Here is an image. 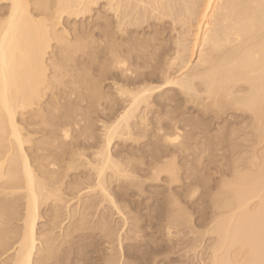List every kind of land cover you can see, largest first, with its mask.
Returning <instances> with one entry per match:
<instances>
[{
    "label": "bare ground",
    "instance_id": "6f19581e",
    "mask_svg": "<svg viewBox=\"0 0 264 264\" xmlns=\"http://www.w3.org/2000/svg\"><path fill=\"white\" fill-rule=\"evenodd\" d=\"M1 1L9 2L10 6L9 9L7 8L6 19H0V256L13 250V253L3 264H53L54 262L58 263L61 257L58 253L61 244L56 245L57 241L52 232L55 231V227H60L58 225L60 224L59 219V222L57 221L56 208L64 200L60 190L63 178L61 179L60 175L56 174L59 172L55 170V173L54 169L48 170L49 174L45 170L48 164L44 168L42 163L38 164L37 169L41 175L36 174V169H33L34 167L29 160L30 157L27 156L24 149L26 144H31V138H29L31 135L26 134L27 136H25L23 134L25 121L18 122L16 115L20 113L23 116L26 109L33 106L41 96L45 95L43 92L45 93L46 89H49L47 88L49 87L48 83L59 82L60 73L58 70L61 71L63 67L58 65L62 64L61 62H70L75 52L85 48L84 40L69 44L66 39L68 31L63 29L64 32H61L62 30L57 29L56 26H58L62 14L78 17L87 13L91 5L102 1L107 9L113 11L116 18L118 17L116 29L122 34L128 26L139 28V25L147 22L145 19L153 15L154 12L162 18L163 16L186 18L187 25L189 24L186 31L188 37L184 35V39L180 37L181 39L176 42L175 51L169 54L168 59L166 58V67L153 69L148 75L143 71H138L137 68L131 69L126 57H122L123 54L113 53V50H111L113 52L108 51L111 56L110 58L109 56L108 58L105 57L106 63L99 59L101 64L99 69L97 68L98 77L96 80H98L96 82L106 80L107 77L110 78L109 76H113L115 73L119 74L120 80L122 79V84L116 85L119 101H116L114 106L108 109L107 114L103 113V109L100 110L103 116L107 115L109 122L101 125L100 144L96 146L95 143L96 145L93 146L96 151L92 153L93 156L91 155L92 160L88 162L84 160L85 163L87 162L88 168L90 166V170L94 172V176L91 175L93 178L88 177L90 181L85 183L87 187L84 186V189L89 191L88 194L97 192L104 204L108 203L116 211L119 210L108 191V183L113 179L115 182L122 179L130 180L131 177V171L125 169L127 166L124 168V163L112 156V144L117 138L123 140V137H126L130 140L133 131L136 129L139 130V133L147 131L148 123L145 124V119H147L145 118V114H147L145 109L148 110L151 104L149 99L152 100L151 98L157 95L161 97L164 93L172 91V93L184 95L185 100L187 97L186 104L187 102L190 104L193 102V105L195 103L196 106L202 104L201 106L205 110L212 107L222 110L226 105H231L235 109L234 111L247 114L252 119L254 122L253 131L258 138L264 137V0H29V3L23 0ZM30 3L36 13L33 15L38 16V19L31 15L28 9ZM13 5L16 7L13 8ZM133 14L136 16L134 17ZM184 23L186 24V22ZM53 41L59 45L61 60L58 58L61 62L55 63L52 59L50 65V63L48 64L49 61L46 63L45 56L50 49V42ZM195 60L196 62L193 63ZM97 62L99 61L97 60ZM97 62L96 65H98ZM49 66L53 67H51L53 72L57 71L58 73H53L50 78L52 81L47 78ZM87 71L86 73H88ZM156 73L158 78L160 76L161 83L153 85L152 80H155ZM85 76L86 74L83 78ZM87 78L85 79L90 81L89 83L94 81ZM88 85L90 87L87 88V93L92 99L94 97L99 102L102 97L101 90L98 91V86H96L98 84L94 81L93 84ZM202 96L210 100L209 106L205 105L206 100L203 102L204 104L199 103L203 99ZM70 99L72 100L71 97ZM195 99H198V104ZM163 100L165 101L164 110L167 109L168 111L169 108L171 110L173 108V111L178 110V106H169L175 100L171 101L170 98ZM163 100L162 102H164ZM98 102H96L97 105ZM162 102L160 101L161 106ZM186 104L184 106L189 105ZM56 105L52 104L48 111L53 110L55 112V109L60 107L58 104ZM198 106L200 107V105ZM166 119L168 120V118ZM156 120L158 124L157 133L162 131L161 135L159 133L161 141H158L163 145L159 143L160 146L162 145L161 148L157 145L159 148L155 149L156 153L152 151L149 179L156 182L161 175H166L168 182L166 184L172 186L177 182L178 172L176 157L173 153L185 143L180 141L183 139V135L180 134L182 132L174 123L175 121H170L174 120L173 118H169L170 123H172H169L170 131L168 132L163 131L162 126L160 127L162 123L160 121H164V119L159 120L157 118ZM67 126L64 127L63 125L62 129L59 130L62 133L60 138L63 141L71 137ZM174 149L176 150L174 151ZM185 150L186 148H183V151ZM75 151L77 150L75 149ZM258 158L259 162L253 166L255 167L254 170L247 171L245 168L246 170L243 172L237 169V166H233L231 180L222 182L218 188V193L214 194L217 197H213V201L215 207L217 205L215 211L218 210V216H216L214 225L210 229L216 235L215 245L211 249L213 256H211L210 264H264V149ZM70 164L68 168L73 170V167L71 168L73 164ZM49 166L53 168L55 165L50 163ZM56 176H59L61 181ZM133 179L135 180V177ZM72 189H75L74 194L76 195L83 190L79 184ZM192 190L191 192L189 190L188 197H192L196 193L195 189ZM253 201H255L254 204L249 206ZM48 203H53L51 206L53 207L51 226L48 230L44 228L37 232L36 226L41 218L39 209ZM93 205L94 203L91 201H82L78 210H68L69 220L76 215L77 218L74 225L62 229L64 239L72 238L74 233L83 230V227L86 228V221L89 219L88 211L93 209ZM61 208L64 209L63 204ZM181 210L178 209L173 212L171 226H176L179 220H185L186 214L184 216ZM119 214L121 215L120 212ZM14 220L20 221L21 224L15 227L10 226ZM108 224V220L101 217L96 227L101 232H105L106 238L108 237L110 242L118 232L115 233L114 229H107ZM5 226L6 228H4ZM7 226L10 227L7 228ZM167 230L170 234V226ZM121 242L118 236V245ZM120 262L121 260L116 256V253L111 251L104 257L102 264H120Z\"/></svg>",
    "mask_w": 264,
    "mask_h": 264
},
{
    "label": "rangeland",
    "instance_id": "374dc122",
    "mask_svg": "<svg viewBox=\"0 0 264 264\" xmlns=\"http://www.w3.org/2000/svg\"><path fill=\"white\" fill-rule=\"evenodd\" d=\"M23 1L29 3V0ZM28 5V9L31 15H33L35 13L32 9L33 6H31V3ZM9 6V2L5 3L0 0V19H6L5 16H7L6 12H8ZM90 7V12L87 11V13L81 14L78 17L75 15H61L60 21H58L59 24L56 26L57 29L59 31L62 30L61 32L68 31L66 39L69 44L84 40L85 42H83L86 43L84 44L85 48L82 51L75 52L70 62L64 63L60 61L61 56L59 57V54L61 53L59 52V45L55 41L50 42V49L45 56L46 63L49 61L48 64L50 63L51 65L53 60L55 63H64L63 65L57 64L64 68H61V71H59L60 69L58 70L60 73L58 78L60 80L57 83L54 81V84L52 82H50L52 84L48 83L49 87L47 88L49 89H46L45 93L43 92L45 95L41 96L37 102L34 101L36 102L34 103L36 106L33 105L26 109L27 111H24L23 116L20 113L16 115L18 122L22 120L29 124L28 126L25 122L24 124L22 123L25 128L23 134L25 136L31 135L29 138H31L30 142L32 144L29 143V146L26 144L24 149L27 156L30 157L29 160L32 167H34L33 169H36V174L38 176L41 175L37 169L38 164L42 163L41 165L44 168L48 164V167L46 166L48 169L46 168L45 170L50 171L54 169L53 171L59 172L56 173L55 171L57 175H60L61 179L63 178L61 181L59 176H56L61 181L60 190L64 200L56 208L57 215L59 216V218L57 216V221L59 219L60 224L58 225L60 227H55V231L53 230L54 232H52L57 241L56 245L61 244L59 245L60 251L58 252L60 254H58L59 257H61L58 263L54 262L53 264H102L104 257L111 251L116 253L122 264H210L211 256H213L211 249H213L212 246L216 242V235L210 229L214 225L216 216H218V210L217 212L215 211L217 205L215 207L213 201L217 197L214 194L218 193V188H220L219 186L222 182H229L231 180L233 166H237V169L243 172L246 169L247 171L255 169L253 166H256L259 162V154L264 149V147L262 148L264 146V137L258 138L255 131H253L254 122L252 119L247 114L234 111L235 109L231 105H226L222 110L216 107V109L212 107L205 110L202 108V104H198V99L195 100L200 107L196 106L195 103L193 105V102L192 104L187 102L189 104L187 105L185 102L188 100L187 97L185 100L184 95H178L169 91L161 95V97H158V95L153 97L154 101L153 98H151L152 100L149 99L151 104L148 110L145 109V113H147L145 114V118H147L145 119V124L148 123L146 132H141L140 130L141 133H139V130L136 129L138 131H133L131 136L133 138L132 141L131 138L128 140L129 138L123 137V140L120 138L115 139L112 144L111 154L114 159L124 163V168L127 166L125 169L131 171L130 180L126 179L125 181V179H122L115 182V179H113L109 182L111 184L108 183V191L116 202L119 208L117 211L121 215L108 203L104 204V202H101V197L97 192L94 191L88 194L89 191L84 188L87 187L85 185L90 181L88 177H91L94 172L90 170V166L88 168L87 162L92 160V153L96 151L93 146L96 144V146H99L100 144L101 125L108 122L107 115L103 116L102 114H107L109 112L108 109L114 106L116 101H119L116 87L122 84V79L120 80L118 73H115L116 75L113 74V76L111 75L112 77L109 76L110 78L107 77L106 80L104 79L99 83L96 82L98 80H96L98 77V67H100L101 61L106 63V58L108 56L110 58L111 56L109 53L114 51L113 53L123 54L122 57H126L131 69L137 68L138 71H143V73L148 75L153 69L166 67L169 54H172L175 51L174 49H176V42L184 35L188 37L186 31L189 25H187L186 18H176L175 16H163L162 18L154 12L155 16L154 13L150 17L148 16L149 19H145L147 22H143L142 25H139V28L128 26L122 34V32L119 33L116 29L118 17L116 18V14L114 15L113 11L111 12L107 9L104 2L98 1V3ZM33 16L36 19L39 18L36 15ZM116 49L117 52H115ZM130 58L132 59L130 60ZM96 62L99 66L96 65ZM195 62L196 60L193 63ZM161 64L162 66H160ZM51 67L47 68V78L49 79L53 76V73L58 74L57 71L53 72V67ZM85 74L90 79L86 76L85 78L89 80L93 79L98 84L96 86H98V91L101 90L102 97L99 102L94 97L93 100L89 93H87L88 91L86 90L90 87L88 84H93L94 81L89 83L90 81L88 82L83 78ZM50 80L52 81V79ZM86 81L88 84H86ZM152 83L153 85L161 83L158 74L155 76V80H152ZM165 98H170L171 101L175 100L169 106H178L177 112L173 111V108L172 110L171 108L168 109L171 114H169L167 109L164 110L165 101L163 99ZM202 98V100L199 99L201 100L199 103H203L206 100L207 104L205 103V105L209 106L210 100L204 98V96ZM159 99L161 102L162 100L164 101L162 102V106L164 107L161 106ZM96 102L99 103V107ZM166 103L168 102L166 101ZM52 104L54 106L58 104V107H60L56 108L55 112L53 110L48 111ZM184 104L188 107L184 106ZM73 108L77 110L75 109V111ZM102 109L104 110L103 113L100 111ZM157 118L159 120L164 119L165 122L163 120L160 121L163 123L160 124V127L162 126L163 131L166 132L170 131V124L175 121L174 123H176V126L182 132L180 134L183 135V139H180V141L183 144L185 143V146L183 145L184 147L182 146L180 149L178 147L177 151L174 149L175 153L173 154L176 157L175 161L176 166H178V172L177 182L172 184V186L167 185L166 175H161L156 182L149 179L151 175V171L149 170L150 157L158 146L161 148L163 145L160 142L162 131L159 132V135L157 133L158 129H156L158 128ZM169 118H173L174 120H170L172 121L170 123ZM136 120L133 121L136 122ZM63 125L64 127L68 125L67 127L71 135L69 139L64 141L60 138L62 137V133L59 131ZM144 133H147V136ZM185 138L188 141H185ZM159 143L162 145L160 146ZM183 148H186V150L183 151ZM76 152L81 155H77ZM73 154L75 155L73 156ZM84 160L87 162L85 163ZM250 162L251 165H249ZM50 163L55 166L52 168V166H49ZM69 164L71 168L73 167V170H69ZM133 177H135V180ZM78 184L83 190L76 195L74 194L75 189L72 188H75V185ZM192 189H195L196 193L192 197H188L187 195ZM82 201H91L95 205H93V209L88 211L89 219L87 218L86 228L83 227V230L74 233L72 238L67 237L64 239L62 237V229L70 227L72 224L74 225L77 218L76 215L69 220L67 215L68 210H78ZM175 202L176 204H174ZM254 202H251L252 204L250 203L249 206H252ZM62 204L64 209L61 208ZM52 205L53 203H48V205L41 206L39 209V216L41 218L38 220L36 226L37 232H40L38 230L44 228L48 230L51 226V221L53 220ZM178 209H182L181 211L184 213V216L186 214L185 220H179L176 226H171L173 212ZM101 217L108 220L109 226L107 229H114L115 233L118 232L117 236L112 237L113 241L109 242V238H106L105 232L97 229V222ZM57 221L55 220V223ZM19 224H21L20 221L14 220L10 223V226L15 227L19 226ZM10 226H7V228ZM168 226H170V234H168ZM118 236L122 241L119 244L120 246L118 245ZM12 253L13 250H10L1 255L0 264L5 263Z\"/></svg>",
    "mask_w": 264,
    "mask_h": 264
},
{
    "label": "snow or ice",
    "instance_id": "6c2138e0",
    "mask_svg": "<svg viewBox=\"0 0 264 264\" xmlns=\"http://www.w3.org/2000/svg\"><path fill=\"white\" fill-rule=\"evenodd\" d=\"M16 7V5H13V8H15Z\"/></svg>",
    "mask_w": 264,
    "mask_h": 264
}]
</instances>
